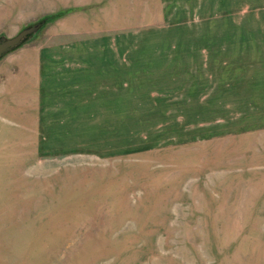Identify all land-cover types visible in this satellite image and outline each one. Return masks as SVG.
Segmentation results:
<instances>
[{
    "label": "rangeland",
    "instance_id": "rangeland-1",
    "mask_svg": "<svg viewBox=\"0 0 264 264\" xmlns=\"http://www.w3.org/2000/svg\"><path fill=\"white\" fill-rule=\"evenodd\" d=\"M0 264H264V0H0Z\"/></svg>",
    "mask_w": 264,
    "mask_h": 264
},
{
    "label": "water",
    "instance_id": "water-1",
    "mask_svg": "<svg viewBox=\"0 0 264 264\" xmlns=\"http://www.w3.org/2000/svg\"><path fill=\"white\" fill-rule=\"evenodd\" d=\"M43 22H40L31 27L25 28L14 37H1L0 38V58L6 53L18 48L28 37L34 35L42 26Z\"/></svg>",
    "mask_w": 264,
    "mask_h": 264
},
{
    "label": "crops",
    "instance_id": "crops-1",
    "mask_svg": "<svg viewBox=\"0 0 264 264\" xmlns=\"http://www.w3.org/2000/svg\"><path fill=\"white\" fill-rule=\"evenodd\" d=\"M3 58V57H2ZM1 59V58H0Z\"/></svg>",
    "mask_w": 264,
    "mask_h": 264
}]
</instances>
